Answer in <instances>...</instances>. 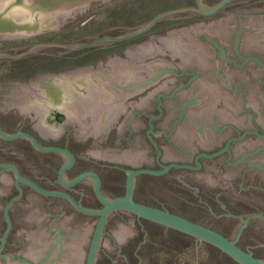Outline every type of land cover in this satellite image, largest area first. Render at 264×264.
I'll return each mask as SVG.
<instances>
[{"label":"flooded vegetation","instance_id":"flooded-vegetation-1","mask_svg":"<svg viewBox=\"0 0 264 264\" xmlns=\"http://www.w3.org/2000/svg\"><path fill=\"white\" fill-rule=\"evenodd\" d=\"M73 1L72 6L64 7L65 10L54 16L73 20L85 18L88 22L98 18L106 20L108 24L97 31L98 37L86 38L94 42L83 44L72 40L74 43H71L65 38L71 28L64 27L29 35L0 33V83H9L0 90L10 91L6 97L0 94V105H4L0 106V116L5 117L4 121L0 120V126L8 135L27 133L43 147L66 149L74 155V162L61 179L60 170L71 162L69 154L41 151L27 137L13 140L0 137V164L14 165L23 177L43 189L68 193L83 207L93 210L103 209L95 192V181L85 179L69 186L82 174H97L103 196L117 199L125 196L131 172L142 169L164 171L166 166H171L166 172L136 175V202L160 208L155 203L139 200L138 196L150 195L161 183L171 188V179L186 187L189 178H200L216 170L218 174L230 170L228 177L233 179L236 176L233 170L244 164L248 166L240 172V189H260L264 199V186L260 183L258 187L255 178L247 188L243 187L245 179L253 177L256 170L252 164L254 157L248 149L252 142L250 138L256 139L258 152L264 149V128L256 123L258 114L246 102L252 97V80L258 83L257 89L264 100V56L242 49L251 35L260 44L264 43L263 29L247 26V20L250 25L252 21H264V0H231L213 13L210 10L223 0ZM233 15L239 16L238 23L231 29L230 44L222 45L220 38L224 29L218 25L228 22ZM141 19L145 21L142 24L138 21ZM156 19L154 25L144 29ZM194 25L198 26L190 27ZM90 30L91 27L82 29ZM171 36L173 44L166 40ZM194 46L201 53L202 62L214 64L211 70L200 71L188 66L186 57ZM206 86L244 100V110L253 114V124L239 128L233 122L207 124L209 135L204 136L203 141L212 144L215 140L216 145L200 148L190 156L181 151L180 156L167 157L178 128L198 125L196 121L188 124L185 117L188 94L203 91ZM15 116L35 118H23L18 122L12 118ZM81 125L95 127L101 132L92 145L89 137L75 138L76 127ZM98 144L109 151L123 153L138 149L142 152L136 159L125 157L119 161L85 152ZM80 150L83 156H80ZM2 174H10L16 179L14 171L0 167ZM22 188L23 195L16 203L28 191L67 201L42 195L26 184H22ZM16 192L15 196L20 193L17 186ZM88 196L94 204L84 202ZM251 202L243 203L246 208L243 211L237 207L240 204L230 198L223 209L233 221L243 220L245 211L264 214V203ZM12 208V229L3 246V238L0 241L3 259L14 256L8 248L14 229ZM167 211L177 214L172 209ZM113 214L132 215L124 211ZM183 217L219 232L247 252L250 251L241 245V241L257 242L255 235H245L251 219L245 230L232 239L221 230ZM5 220L8 226L6 217Z\"/></svg>","mask_w":264,"mask_h":264},{"label":"rangeland","instance_id":"rangeland-1","mask_svg":"<svg viewBox=\"0 0 264 264\" xmlns=\"http://www.w3.org/2000/svg\"><path fill=\"white\" fill-rule=\"evenodd\" d=\"M163 2V1H162ZM67 6H72L69 4ZM7 5H0V12L5 10ZM25 12L20 7H11L9 11ZM238 15L231 16V19L226 23H221L218 27L223 28V37L220 38L222 45L230 44L233 29L238 23ZM55 21V22H54ZM140 24L145 22L143 19L138 20ZM247 26L262 28L264 36V21L255 23L252 21L250 25L247 20ZM45 25H55V28H71L65 38H69L71 43L74 40H79L80 43L94 42L88 41L86 38L98 37L97 31L102 30L108 24L104 19H93L89 22L85 18L76 20L55 18L50 16L44 21ZM198 25L190 26L195 28ZM90 28L86 32L83 28ZM217 28V27H216ZM229 28V30H228ZM181 33V32H180ZM183 33V32H182ZM169 43L173 44V36L166 37ZM248 41L244 42L242 49L246 52H260L264 56V43L260 44L252 35L248 37ZM98 39H101L100 37ZM98 39L96 41H98ZM73 40V41H72ZM166 41V42H167ZM188 41V40H187ZM78 42V41H77ZM76 42V43H77ZM156 43H160L156 41ZM189 43V42H187ZM186 59L188 66L200 71L211 70L214 64L202 62L201 53L197 47H193L188 51ZM2 67H0L1 69ZM209 69V70H208ZM9 83H0V87L8 86ZM252 97L246 101L252 109L257 112L256 123L264 128V100L262 98L258 83L250 82ZM218 89L209 88L197 90L194 94L187 96V112L186 119L188 124L198 122L195 126H182L178 128L174 142L168 152L167 157L172 158L180 156L181 151H185L186 155H194L200 148H211L216 145V141L212 144H206L203 139L208 136L207 124L233 122L237 128L253 124V114L245 112L244 100L236 97H230L228 94L218 93ZM0 94L6 97L10 91L0 90ZM4 106V105H0ZM3 116L0 120L4 121ZM18 122L23 118L35 117H12ZM190 122V123H189ZM91 127V126H90ZM85 127V125L77 126L75 130L76 139H84L89 137V142L93 143L96 136L101 132L95 127ZM252 141L248 145L256 170L252 174L253 177L245 179L247 188L254 181L264 186V149L258 152V144L255 138H250ZM141 150H126L125 152L109 151L102 147L101 144L89 147L85 150L91 156L102 157L105 159L119 161L125 157L137 158ZM142 152V151H141ZM80 150V156H83ZM248 164L237 166L233 172L236 173L235 178L230 179L229 172L218 174L217 170L211 174H206L200 178H189L187 186L184 187L175 179H171V188L164 186V183L157 184L156 189L150 195H139V200L155 203L156 206L166 210L172 209L179 215L187 216L204 223L206 226L214 227L221 230L230 238L234 239L245 230L247 222L250 221L248 230H245L246 236L255 235L257 242L246 243L241 241V245L258 256L264 261V214L262 212H246L243 213V220L233 221L228 215L226 208L227 201L234 198L237 207L244 211L246 209L243 203H252L256 201L259 204L264 203L262 192L260 189L243 190L240 189L242 180L240 172L246 168ZM263 169V170H262ZM15 177L10 174L0 175V241L6 231V220L4 217V209L8 201L14 197L16 192ZM169 181V180H168ZM167 181V182H168ZM222 194L221 197L218 195ZM41 195L32 191L25 193L22 200L16 203L12 208V217L14 221V229L10 238V246L14 247L18 235V230L21 222L23 209L38 200ZM85 198L86 204H94L93 200ZM218 201L220 203L218 204ZM87 207V206H86ZM141 247V249H138ZM2 257H0L1 261ZM95 264H237L225 254L217 249L197 241L193 238L186 237L181 233L166 229L165 227L149 222L141 221L133 215L112 214L106 223V226L101 237Z\"/></svg>","mask_w":264,"mask_h":264},{"label":"water","instance_id":"water-1","mask_svg":"<svg viewBox=\"0 0 264 264\" xmlns=\"http://www.w3.org/2000/svg\"><path fill=\"white\" fill-rule=\"evenodd\" d=\"M228 1L231 0H223L210 12L217 11ZM73 2V0H0V5L2 3L7 5V8L0 12V33L29 35L52 29L55 25L53 23L45 25L44 21L48 20L50 16H54V13L65 10L64 7H69L67 5ZM17 6L23 7L25 12L9 11L11 7ZM55 18L57 19V17ZM157 20L152 21L144 29L154 25ZM0 137L5 140L27 137L41 151H60L69 154L71 162L60 170L61 179L75 159L74 155L66 149L43 147L34 136L27 133L8 135L0 126ZM0 167L16 173L15 184L20 191L6 204L4 209L8 226L2 240V246L12 229L10 209L23 195L22 184L28 185L42 195L66 199L78 211L74 210L65 200L40 197L23 209L15 246L9 248L14 256L2 258L0 264H95L99 243L108 218L111 214L119 211L130 213L140 219L209 244L225 253L237 264H264L263 260L243 250L235 241L229 240L215 230L167 210L141 204L134 200V182L137 174H159L168 171L171 166H166L164 171L142 169L131 172L127 179L126 194L123 198H105L101 192V179L95 173H84L69 184V186H73L82 180L93 179L96 195L103 204L101 210L83 207L68 193L43 189L33 181L23 177L14 165L0 164Z\"/></svg>","mask_w":264,"mask_h":264}]
</instances>
